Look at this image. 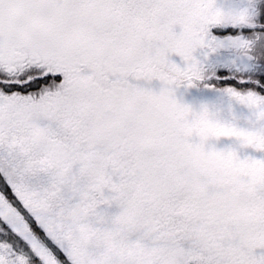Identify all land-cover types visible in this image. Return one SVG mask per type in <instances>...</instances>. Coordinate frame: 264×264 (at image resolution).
<instances>
[{
	"label": "snow or ice",
	"instance_id": "snow-or-ice-1",
	"mask_svg": "<svg viewBox=\"0 0 264 264\" xmlns=\"http://www.w3.org/2000/svg\"><path fill=\"white\" fill-rule=\"evenodd\" d=\"M254 153L264 0H0V264H264Z\"/></svg>",
	"mask_w": 264,
	"mask_h": 264
},
{
	"label": "rangeland",
	"instance_id": "rangeland-1",
	"mask_svg": "<svg viewBox=\"0 0 264 264\" xmlns=\"http://www.w3.org/2000/svg\"><path fill=\"white\" fill-rule=\"evenodd\" d=\"M217 3L221 6H224V7H232L234 5H237L240 3V0H217ZM230 30V29H229ZM231 31V30H230ZM171 60L175 63H180V57L176 56L175 54H173L171 56ZM219 73H224L225 75L228 74V71L227 69L221 67L217 70V75H219ZM131 83L135 84L137 83L136 81H131ZM159 82H156L154 81L153 82V90L154 91H159ZM175 98L178 102L180 103H184V104H192V105H198L202 102H215V101H218V97L210 92V91H207V90H204V89H200V88H185L183 86L179 87L176 89L175 91ZM211 132H213V134L215 132H220L221 134H223L224 132H231V133H235V129L232 128V127H227V128H224L223 126H221L220 128H217V129H210ZM227 143V142H225ZM256 153H254L255 155ZM257 156H263V154H259ZM215 157L217 156H206L204 158L208 159L211 158V159H214ZM245 170V169H244ZM239 174H242V175H246V176H250L251 173H248V172H245V173H239ZM99 212L101 213H105L107 215H114V214H117L119 209L114 205H100L97 209Z\"/></svg>",
	"mask_w": 264,
	"mask_h": 264
},
{
	"label": "trees",
	"instance_id": "trees-1",
	"mask_svg": "<svg viewBox=\"0 0 264 264\" xmlns=\"http://www.w3.org/2000/svg\"><path fill=\"white\" fill-rule=\"evenodd\" d=\"M225 31L227 32L230 30H225ZM219 75L223 76L225 74L219 73ZM221 84H223V81H221ZM257 155L258 153L255 154L257 158L261 157ZM202 161L209 167H222L226 169L229 172V174L232 175L233 178L235 179H238L241 176H246L239 174L245 172L251 173L250 176H246L250 181L264 179V164H244L242 162L237 161L233 157H224V156H217L214 159L209 158V160L202 157ZM256 254L264 255V249H257Z\"/></svg>",
	"mask_w": 264,
	"mask_h": 264
}]
</instances>
